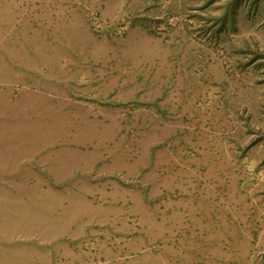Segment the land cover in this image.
Listing matches in <instances>:
<instances>
[{
  "label": "rangeland",
  "instance_id": "obj_1",
  "mask_svg": "<svg viewBox=\"0 0 264 264\" xmlns=\"http://www.w3.org/2000/svg\"><path fill=\"white\" fill-rule=\"evenodd\" d=\"M7 139L8 264L71 208L133 220L122 264H264V0H0Z\"/></svg>",
  "mask_w": 264,
  "mask_h": 264
},
{
  "label": "crops",
  "instance_id": "obj_2",
  "mask_svg": "<svg viewBox=\"0 0 264 264\" xmlns=\"http://www.w3.org/2000/svg\"><path fill=\"white\" fill-rule=\"evenodd\" d=\"M1 146H4L6 150L4 153L7 154L5 158L10 159V161L3 162L5 166L1 164L0 167V188H4L9 185V182L5 180L24 179L28 178L29 174L23 170L22 175H18L19 171L15 170V167L6 166L13 159L18 162V156L21 153L23 154V149L22 152L19 151L18 141L14 142L12 139L10 142L7 139L1 142ZM33 178H37V176ZM16 198H18L17 195ZM6 199V196H0L1 203L4 204ZM3 204L0 205L6 210ZM70 210V218L65 215L61 221L62 226L60 227L65 229V233L49 239H39L35 243L30 242L33 240L26 241L24 256L31 258L38 255L40 260L46 264H49L53 259L60 260V264H107L111 261L109 259L110 255L115 254L114 264H122L124 262V260H121L120 255L123 249L122 243H125L129 238L143 236L137 233L140 230L135 224L131 227L133 220L121 219L117 214L114 215L115 220L109 221V219H98L96 216L93 217L88 214L80 216L72 208ZM14 223L10 225L9 222H5L3 218H0V264H8L11 252H16V254L19 252L18 245L13 244L15 235L20 234V231H18L19 223ZM104 224L108 225L110 230L115 232L116 236H120L121 239L113 240L112 236L110 238L105 237L103 233H106V231H95L96 235L93 233L95 229L93 230L92 226L103 228ZM121 224L127 228L121 229ZM117 259L121 261H117ZM147 262L146 264H148ZM161 264H168V261L167 263L162 261Z\"/></svg>",
  "mask_w": 264,
  "mask_h": 264
}]
</instances>
